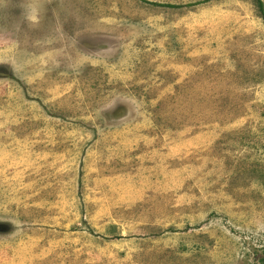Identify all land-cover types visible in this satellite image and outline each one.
<instances>
[{"label": "rangeland", "instance_id": "1", "mask_svg": "<svg viewBox=\"0 0 264 264\" xmlns=\"http://www.w3.org/2000/svg\"><path fill=\"white\" fill-rule=\"evenodd\" d=\"M0 264H264L254 0H0Z\"/></svg>", "mask_w": 264, "mask_h": 264}, {"label": "trees", "instance_id": "2", "mask_svg": "<svg viewBox=\"0 0 264 264\" xmlns=\"http://www.w3.org/2000/svg\"><path fill=\"white\" fill-rule=\"evenodd\" d=\"M254 1L256 2L257 8H258V11H259V14H260V17L262 19L263 26H264V9L262 6V2H261V0H254ZM150 3L153 5H161V3H156V2H150ZM162 5L168 6V7H175V4H169V3H165Z\"/></svg>", "mask_w": 264, "mask_h": 264}]
</instances>
